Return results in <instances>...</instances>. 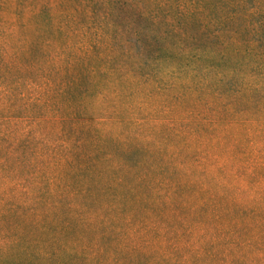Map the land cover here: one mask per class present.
Returning <instances> with one entry per match:
<instances>
[{
  "label": "trees",
  "instance_id": "1",
  "mask_svg": "<svg viewBox=\"0 0 264 264\" xmlns=\"http://www.w3.org/2000/svg\"><path fill=\"white\" fill-rule=\"evenodd\" d=\"M261 182L264 0H0V264H238Z\"/></svg>",
  "mask_w": 264,
  "mask_h": 264
},
{
  "label": "rangeland",
  "instance_id": "2",
  "mask_svg": "<svg viewBox=\"0 0 264 264\" xmlns=\"http://www.w3.org/2000/svg\"><path fill=\"white\" fill-rule=\"evenodd\" d=\"M209 168L210 170H214L213 167H209ZM178 176L182 178L184 183L186 182L187 179H185V177H183L182 175L181 176L178 175ZM176 178L179 179L178 177ZM197 178L200 179V176L198 174H197ZM201 182L203 187L204 186L206 187L205 189L208 190V187L212 186V190L214 191V193H216L217 196L223 197V198L219 197L220 208L223 205L227 204L226 198H229L228 195L223 193V191H221L218 187H215V185L212 184V181L210 182L209 180L205 179V180H201ZM260 187L264 188V182H261ZM252 191L253 189L251 188L250 197H252ZM261 201H264L262 193H261ZM243 202L246 207L250 205L248 199L243 200ZM258 206L263 207V204ZM232 209L234 210L232 219L234 218L239 219L240 217H243V215L240 213V210L237 207H232ZM245 217L246 218L243 220H248L247 216ZM225 218L227 220H231L229 216L225 215ZM263 220L264 217H262L261 221ZM213 222L209 223V221H207L206 226H211ZM247 228H249L248 223L241 230L244 232ZM262 231L264 230L262 229ZM252 235H253L252 231L249 230L246 231L244 235H242L244 236L242 238L243 239L251 238ZM129 247H130V243L128 241L120 240L115 246L109 248L110 250L108 255L115 254L117 252V249L121 248L122 251L118 253V256L121 258L120 260L121 264H174V259L170 255V253H172L171 250L168 247H166L164 244L159 242L156 238L154 239L152 244L149 243V245L148 244L143 245L144 251L142 253H138V254L132 253L131 251H129ZM239 253L243 254V257L237 262L238 264H264V239H260L258 240V242H254L251 247L247 249H242ZM172 254L177 261L176 264H220L218 263V261L212 262L207 258H204V254H202L203 255L202 259H198V260H194L192 257L187 256L186 253H182V254L179 253V255L182 257V260L179 259L178 254L176 253H172Z\"/></svg>",
  "mask_w": 264,
  "mask_h": 264
}]
</instances>
